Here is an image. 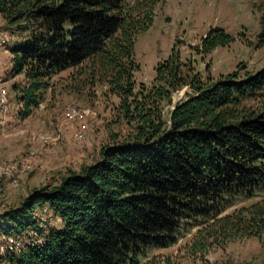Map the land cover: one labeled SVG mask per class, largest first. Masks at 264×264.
Listing matches in <instances>:
<instances>
[{"label":"trees","instance_id":"1","mask_svg":"<svg viewBox=\"0 0 264 264\" xmlns=\"http://www.w3.org/2000/svg\"><path fill=\"white\" fill-rule=\"evenodd\" d=\"M158 1L0 0V16L26 34L11 48V74L28 80L17 94L19 115L38 106L52 76L79 68L105 79L135 123L131 136L103 146L96 162L33 189L0 215V225L23 228L33 223L31 208L48 202L61 219L12 264H138L149 250L176 243L190 221L214 219L209 225L220 232L264 231V197L221 216L237 196L264 187V67L244 78L203 79L174 45L152 85L134 92L136 35L152 25ZM233 40L211 28L198 50L207 54ZM184 86L190 91L165 117L162 102Z\"/></svg>","mask_w":264,"mask_h":264},{"label":"rangeland","instance_id":"2","mask_svg":"<svg viewBox=\"0 0 264 264\" xmlns=\"http://www.w3.org/2000/svg\"><path fill=\"white\" fill-rule=\"evenodd\" d=\"M132 2L127 0L128 4ZM153 13L152 25L135 39L134 57L139 70L134 73V92L152 85L155 67L168 57L174 45L179 48L181 59L189 62L203 79L231 72L244 78L264 67V45L258 40L263 31L260 18L264 16V0H159ZM216 27L234 40L207 54L199 53L201 38ZM25 35L15 33L0 16V40H9L10 51ZM0 62L11 90L12 113V119L0 131V158L17 160L29 150L36 153L33 168L20 177L18 185L0 178V204L5 211L19 207L33 189L58 184L67 174L96 162L103 146L122 143L134 132L135 123L125 116L120 98L105 79L79 68L52 76L38 106L25 117L19 115L17 94L28 80L23 74H11L9 54L2 50ZM189 91L184 86L162 102L165 117ZM68 105L84 111L88 130L81 144L74 138L78 124L61 122L63 109ZM38 132L50 136L52 141L42 144L34 137ZM263 197L264 187L253 197L237 196L221 216L236 213ZM213 220L183 225L176 243L149 250L138 257V264H264V231L259 235L213 231L209 225Z\"/></svg>","mask_w":264,"mask_h":264},{"label":"built area","instance_id":"3","mask_svg":"<svg viewBox=\"0 0 264 264\" xmlns=\"http://www.w3.org/2000/svg\"><path fill=\"white\" fill-rule=\"evenodd\" d=\"M8 42L9 40L5 38L1 39L0 50L9 54L8 65L11 69L13 54L8 48ZM10 94L11 90L5 78L4 66L0 62V131L12 119ZM17 105L19 104L17 103ZM61 122L63 124L76 122L78 130L74 134L75 141L77 144L84 142L88 130L84 111L68 105L63 109ZM34 137L38 138L42 144H48L52 141V138L44 133L38 132ZM35 156V151L29 150L26 155L17 160L0 158V178L9 180L11 185H18L20 177L33 168L32 161ZM2 206L0 204V215L5 211ZM30 216L33 223L23 228L17 226L7 228L0 225V264H12L16 255L27 250L30 246L42 243L48 230L56 227L57 222H61L60 217L54 213L48 202L34 205L30 210Z\"/></svg>","mask_w":264,"mask_h":264}]
</instances>
